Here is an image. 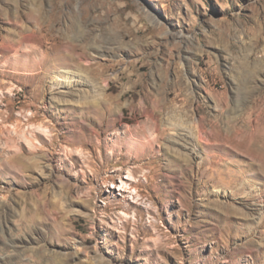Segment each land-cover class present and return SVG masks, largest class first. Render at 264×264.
Returning a JSON list of instances; mask_svg holds the SVG:
<instances>
[{
    "label": "rangeland",
    "instance_id": "rangeland-1",
    "mask_svg": "<svg viewBox=\"0 0 264 264\" xmlns=\"http://www.w3.org/2000/svg\"><path fill=\"white\" fill-rule=\"evenodd\" d=\"M147 91L190 101L155 144ZM216 124L263 135L264 0H0V264H264V173Z\"/></svg>",
    "mask_w": 264,
    "mask_h": 264
},
{
    "label": "bare ground",
    "instance_id": "bare-ground-1",
    "mask_svg": "<svg viewBox=\"0 0 264 264\" xmlns=\"http://www.w3.org/2000/svg\"><path fill=\"white\" fill-rule=\"evenodd\" d=\"M105 100L108 105L115 104L116 107L121 105V102L119 100H116L115 98L105 99ZM178 101H179V95H176L174 99H168L165 96L160 95V93L154 94L150 91H147L144 94L142 98V102H141V112L146 118V125L147 126L149 125L150 129H155V131H157V134H158L156 139H154V141H152L151 144L161 142L165 138L166 133L170 130V128L164 127L162 111H168L170 109H171L170 111H179L178 109H180L183 111L191 112L190 107H189L190 101L183 100L182 101L183 105H181L180 107H177ZM131 111H134V110L132 109ZM202 117H201L202 123H200L199 130H198V138H199L198 140L203 141L207 149H210L213 146V144L211 143L212 138L205 136V132L203 131L202 124H203V121L206 120V116H204L203 118ZM35 118H36L35 116H32L30 120L35 119ZM185 122H186L185 120L183 121V119H180L175 124H173L172 127L173 129H178L181 126L180 124L185 123ZM215 128L218 129V131H213L212 137L214 136V139L221 140V141H224L230 144V146L233 149H235L238 154H242L246 156L247 158L249 157L250 162L247 165V168L250 171H253L255 169L256 171L253 174V176L256 178H259L262 172L264 173V130H262L263 135H261L259 134L261 128L259 126H254L252 130L245 132V134L243 135L238 134L236 136H233V134H230V131L228 132L220 131L219 130L220 126H218V124L215 125ZM110 130H111V126H108L104 132L107 133ZM33 132H34V135H33L34 138L40 139L44 143L45 146L49 145L48 142L46 141L48 140L49 135L44 130H39V131L35 130ZM147 132H148L147 130L140 131L139 135L145 136ZM178 135L180 138L177 137L176 139H174L175 143L180 142V140L186 139L187 137V136H182L181 134H178ZM20 149L27 154L29 153L27 151L26 146L23 143L20 144ZM38 152L44 153L45 151L39 150ZM175 152L178 154L177 151ZM24 157L25 156L19 157L18 160L21 162H24ZM31 160L32 162L28 164L21 163L20 164L21 167L19 168V170L22 172L30 168L35 171V169L40 166L41 162L39 159H31ZM43 224L50 225L51 223H47L46 221V223H43Z\"/></svg>",
    "mask_w": 264,
    "mask_h": 264
}]
</instances>
